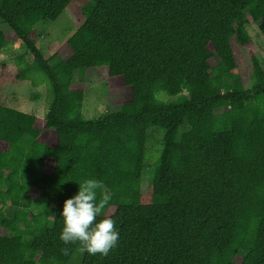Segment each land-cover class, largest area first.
<instances>
[{"label":"trees","instance_id":"obj_1","mask_svg":"<svg viewBox=\"0 0 264 264\" xmlns=\"http://www.w3.org/2000/svg\"><path fill=\"white\" fill-rule=\"evenodd\" d=\"M69 9L79 25L51 64L36 27ZM0 21L15 37L0 27V51H26L0 63V87L46 86L41 117L0 102V264H68L82 245L60 241L59 214L91 177L119 240L82 264H264V71L246 30L264 39V0H0ZM232 45L250 52L248 89ZM93 68L129 93L86 120ZM151 129L161 149L142 191Z\"/></svg>","mask_w":264,"mask_h":264},{"label":"rangeland","instance_id":"obj_2","mask_svg":"<svg viewBox=\"0 0 264 264\" xmlns=\"http://www.w3.org/2000/svg\"><path fill=\"white\" fill-rule=\"evenodd\" d=\"M79 5V4H76ZM262 21L261 23H263ZM78 22L72 10L64 11L60 17L54 22H44L36 27L38 35L37 47L41 51L43 57L48 59L51 64H55L58 59L65 56V41L76 31ZM0 27L7 36L8 42L15 40L14 35L9 31L8 27L0 21ZM248 35L252 40L251 51L260 62L264 71V39L258 30L257 24L246 25ZM233 53L238 65V72L245 89L250 87L251 60L250 52L247 49H238L232 45ZM26 51L20 47L8 48L0 51V63L8 68L14 69L13 60L25 53ZM56 55L57 57H53ZM30 60V57H28ZM214 65V61H210ZM43 80L41 75H37ZM84 91L82 115L86 120H96L99 117L111 114L120 108L119 103L128 97V90L116 89L111 90L107 87L106 72L101 68H93L86 72L84 77ZM164 102H169L175 98L167 97L163 93L158 94ZM46 96V86L40 85L33 87L26 83H4L0 87V102L4 106L19 110L24 113L43 116L46 112L44 99ZM222 110H218L221 112ZM150 139L147 143V156L145 168L142 172L141 190L145 191L148 186V174L150 165L155 161L160 153V140L162 132L157 129L149 130ZM35 193L33 192V196ZM38 209L33 207L32 212L36 213ZM5 215L11 217L12 210L10 207L4 208ZM9 232L0 229V236L8 235ZM82 248L79 247L73 254L68 264H82Z\"/></svg>","mask_w":264,"mask_h":264},{"label":"clouds","instance_id":"obj_3","mask_svg":"<svg viewBox=\"0 0 264 264\" xmlns=\"http://www.w3.org/2000/svg\"><path fill=\"white\" fill-rule=\"evenodd\" d=\"M78 185L77 193L64 201L59 214L63 218L59 239L65 245L79 242L82 251L106 256L117 246L119 232L113 218L97 217L109 203L111 194L105 193L98 199V191L105 186L94 177L85 178Z\"/></svg>","mask_w":264,"mask_h":264}]
</instances>
